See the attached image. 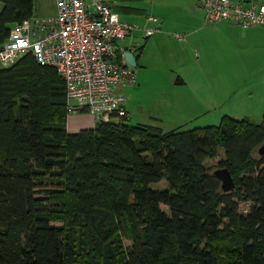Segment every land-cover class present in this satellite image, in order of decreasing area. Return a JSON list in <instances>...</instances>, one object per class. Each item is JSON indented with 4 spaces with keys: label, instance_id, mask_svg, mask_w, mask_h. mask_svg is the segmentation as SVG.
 <instances>
[{
    "label": "trees",
    "instance_id": "trees-1",
    "mask_svg": "<svg viewBox=\"0 0 264 264\" xmlns=\"http://www.w3.org/2000/svg\"><path fill=\"white\" fill-rule=\"evenodd\" d=\"M0 2L1 43L36 0ZM68 114L55 68L31 53L0 68V264H264V114L76 132ZM219 149L229 191L205 163Z\"/></svg>",
    "mask_w": 264,
    "mask_h": 264
},
{
    "label": "crops",
    "instance_id": "crops-1",
    "mask_svg": "<svg viewBox=\"0 0 264 264\" xmlns=\"http://www.w3.org/2000/svg\"><path fill=\"white\" fill-rule=\"evenodd\" d=\"M106 1L123 21L160 26V31L147 38L133 31L118 41L141 46L135 53L136 81L119 89L126 96L127 116L135 124L166 131L208 125L226 114L262 121L264 25L243 28L228 20L204 23L199 0ZM140 91L146 94L147 109L138 103ZM94 125L93 119V125L81 128Z\"/></svg>",
    "mask_w": 264,
    "mask_h": 264
},
{
    "label": "built area",
    "instance_id": "built-area-1",
    "mask_svg": "<svg viewBox=\"0 0 264 264\" xmlns=\"http://www.w3.org/2000/svg\"><path fill=\"white\" fill-rule=\"evenodd\" d=\"M199 1L204 23L228 20L243 28L264 25V3L256 0ZM55 4L53 16L32 15L13 23L0 43V61L11 65L31 53L39 64L55 68L65 84L68 113L86 109L95 123L126 115V96L119 89L133 84L136 74L125 61L124 51L130 48L136 53L138 42L120 45L118 41L133 31L147 38L160 26L123 21L106 0H55ZM148 19L157 21L154 16Z\"/></svg>",
    "mask_w": 264,
    "mask_h": 264
},
{
    "label": "rangeland",
    "instance_id": "rangeland-1",
    "mask_svg": "<svg viewBox=\"0 0 264 264\" xmlns=\"http://www.w3.org/2000/svg\"><path fill=\"white\" fill-rule=\"evenodd\" d=\"M2 8V2H0V9ZM55 2L54 0H36V4H35V8H34V12L33 15H37V16H41V17H50L53 16L55 14ZM10 64H3L0 61V68H3L4 66H9ZM135 68V66L133 67ZM142 88H140L141 90ZM146 90V89H145ZM146 94L143 91H140V93L138 94V103L140 105L144 106V109H147V99H145ZM92 115L91 113L86 110H78V111H72L68 114L67 119H66V128L67 130H74V131H78L79 128L83 127V126H88V125H93V119H92ZM237 118V117H236ZM238 118H241L238 117ZM254 120V119H253ZM257 121L259 119H256ZM132 123H135V121L131 120ZM219 121H215L214 123L211 124H217ZM210 125V124H208ZM193 125L190 124L189 128L192 127ZM71 131V132H74ZM222 159V150L219 149L218 155L214 158H208L205 163L207 166H209L212 170L216 169L217 167H219V161ZM166 182L164 180L155 182V183H151L150 186L152 188H162L163 186H165ZM239 207L240 210L242 212L246 211V209L249 207V204L247 202H241L239 203ZM124 243L125 244H129L131 243V239L130 238H124Z\"/></svg>",
    "mask_w": 264,
    "mask_h": 264
},
{
    "label": "water",
    "instance_id": "water-1",
    "mask_svg": "<svg viewBox=\"0 0 264 264\" xmlns=\"http://www.w3.org/2000/svg\"><path fill=\"white\" fill-rule=\"evenodd\" d=\"M124 58L127 64L136 66L137 56L130 48L124 51ZM259 154L264 153V141L257 148ZM213 174L220 180V187L223 191H229L235 187L233 177L226 166H220L213 170Z\"/></svg>",
    "mask_w": 264,
    "mask_h": 264
}]
</instances>
